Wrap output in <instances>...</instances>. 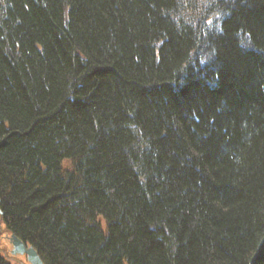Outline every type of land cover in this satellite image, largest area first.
<instances>
[{
  "label": "trees",
  "instance_id": "1",
  "mask_svg": "<svg viewBox=\"0 0 264 264\" xmlns=\"http://www.w3.org/2000/svg\"><path fill=\"white\" fill-rule=\"evenodd\" d=\"M0 202L44 264H264V0H0Z\"/></svg>",
  "mask_w": 264,
  "mask_h": 264
},
{
  "label": "water",
  "instance_id": "2",
  "mask_svg": "<svg viewBox=\"0 0 264 264\" xmlns=\"http://www.w3.org/2000/svg\"><path fill=\"white\" fill-rule=\"evenodd\" d=\"M1 213V211H0ZM11 243H13V252L14 254H26L27 260L30 264H43L41 257H39L38 253L34 250L32 246L26 247L23 242H21L14 235L10 236Z\"/></svg>",
  "mask_w": 264,
  "mask_h": 264
},
{
  "label": "rangeland",
  "instance_id": "3",
  "mask_svg": "<svg viewBox=\"0 0 264 264\" xmlns=\"http://www.w3.org/2000/svg\"><path fill=\"white\" fill-rule=\"evenodd\" d=\"M1 224H2V223H1ZM2 232L7 233L6 236H7V239H8V237H9L8 232L3 231V228L1 227V228H0V233H2ZM10 234H11V233H10ZM7 247H9V246L2 247V249H0V255H2V256L4 255L5 260H7V261L9 262V264H26V262H25L23 259H20V258H18V259H15V258H9L7 253L4 254V253H5L4 250H6Z\"/></svg>",
  "mask_w": 264,
  "mask_h": 264
},
{
  "label": "flooded vegetation",
  "instance_id": "4",
  "mask_svg": "<svg viewBox=\"0 0 264 264\" xmlns=\"http://www.w3.org/2000/svg\"><path fill=\"white\" fill-rule=\"evenodd\" d=\"M0 228H1V218H0ZM6 235H7V233H5V232L0 233V249H2V247L9 246L6 248V250H4L5 253L7 251H10L12 248V244L9 243Z\"/></svg>",
  "mask_w": 264,
  "mask_h": 264
}]
</instances>
